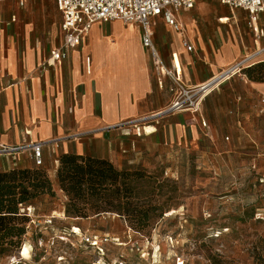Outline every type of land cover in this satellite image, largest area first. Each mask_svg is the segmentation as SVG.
Masks as SVG:
<instances>
[{"label": "crops", "instance_id": "0c3cea01", "mask_svg": "<svg viewBox=\"0 0 264 264\" xmlns=\"http://www.w3.org/2000/svg\"><path fill=\"white\" fill-rule=\"evenodd\" d=\"M18 15L0 13V145L43 143L42 169L65 201L57 180L62 154L105 159L122 169L146 164L166 147L196 144L204 133H261L264 83L251 81L247 74L208 95L199 115H170L146 133L116 128L165 109L173 98L169 79L163 89L157 84L142 44V28L122 21L97 23L66 59L42 70L44 61L62 46V17L53 31L33 33ZM179 20L184 35L161 17L152 19L151 30L166 65H171L174 54L179 56L186 85L202 84L260 50L254 66L264 63V12L258 36L246 11L214 2L199 1L182 11ZM111 127L115 128L107 130ZM93 131L91 136H79ZM31 161L30 155L7 157L0 160V170L31 169ZM26 207L38 216L35 206ZM76 228L82 232L72 227Z\"/></svg>", "mask_w": 264, "mask_h": 264}, {"label": "rangeland", "instance_id": "374dc122", "mask_svg": "<svg viewBox=\"0 0 264 264\" xmlns=\"http://www.w3.org/2000/svg\"><path fill=\"white\" fill-rule=\"evenodd\" d=\"M200 2L226 6L216 0ZM2 12L18 13V21L33 33L53 31L61 20L56 0H0ZM262 115L261 133H204L196 144L166 147L146 164L117 169L152 176L139 190L148 196L143 204L151 209L147 228L139 231L114 213L87 219L63 216L66 201L54 189V196L34 201L41 224L13 244L0 245V264H13L11 259L25 247V257H30L26 264H212L209 257L216 255L222 264H252L253 250L264 247ZM31 162V169H42ZM123 210L133 213L128 206ZM52 215L54 225L47 227L43 222ZM73 226L80 227L84 237H118L120 242L103 243L100 252L72 235ZM55 235L64 239L56 238L51 245Z\"/></svg>", "mask_w": 264, "mask_h": 264}, {"label": "built area", "instance_id": "2783aa9c", "mask_svg": "<svg viewBox=\"0 0 264 264\" xmlns=\"http://www.w3.org/2000/svg\"><path fill=\"white\" fill-rule=\"evenodd\" d=\"M203 0H56V7L62 17L61 33L62 46L59 50L53 51L51 55L41 65V69L53 68L56 63L66 59L71 50L77 49L83 40L97 23H109L112 21H122L127 25H136L142 28V44L149 53L153 71L159 88L163 89L165 80L169 79L172 83L173 98L171 103L163 110L142 116L124 123L116 128L135 129L147 132V129L155 128L163 119L176 113H191L199 115L202 110L205 98L212 92L220 89L227 81L236 76H246V70L254 66V60L262 51H257L250 55H246L232 66L222 70L218 75L210 80L196 85L188 86L183 81L182 66L178 55L174 54L171 65L168 66L163 61L159 50L154 41V35L151 30L152 19L161 17L167 25L172 27L176 32L184 35L185 26L179 20L182 11L191 10L196 3ZM230 9H242L249 14L250 26L255 35H261L258 27V20L261 13L264 12V0H216ZM184 46L188 51H192V45L184 40ZM264 105V98L262 99ZM262 114L264 110L261 111ZM206 127V124H204ZM115 127L107 128L114 129ZM93 132L79 135L80 137L91 136ZM28 134V132H26ZM43 143H34L24 141L20 145L8 146L0 145V157H18L21 155H30L37 168L44 165L43 160ZM21 213L30 219L27 227V233L32 227L41 224L39 217L34 214V210L30 207H22ZM54 215L46 217L44 224L47 227H53ZM71 234L82 237L92 247L100 252L101 245L107 242L119 244L120 238L105 237L100 241L98 237L82 236V232L72 229ZM54 238L51 245H55ZM61 240L64 237L59 238ZM24 249V248H23ZM23 250L20 252L22 254ZM15 258V259H14ZM11 259L13 264H26L27 259L20 255Z\"/></svg>", "mask_w": 264, "mask_h": 264}, {"label": "trees", "instance_id": "16d2710c", "mask_svg": "<svg viewBox=\"0 0 264 264\" xmlns=\"http://www.w3.org/2000/svg\"><path fill=\"white\" fill-rule=\"evenodd\" d=\"M254 82L264 83V63L245 72ZM57 180L66 197L68 217L87 219L102 213L120 215L139 231L151 221V209L144 206L140 186L152 176L141 170L119 171L108 160L77 154H62ZM44 195H55L53 184L44 169H13L0 171V245L13 244L27 233L30 219L21 208L33 206ZM124 206L132 208L127 214ZM252 264H264V247L255 248ZM212 264H222L219 255L209 257ZM228 264H232L229 262Z\"/></svg>", "mask_w": 264, "mask_h": 264}, {"label": "bare ground", "instance_id": "6f19581e", "mask_svg": "<svg viewBox=\"0 0 264 264\" xmlns=\"http://www.w3.org/2000/svg\"><path fill=\"white\" fill-rule=\"evenodd\" d=\"M261 51V50H260ZM29 254V249L28 247H25L24 250H23V253H22V256H27Z\"/></svg>", "mask_w": 264, "mask_h": 264}]
</instances>
